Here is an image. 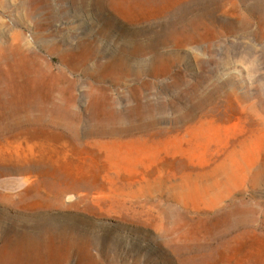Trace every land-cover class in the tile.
Masks as SVG:
<instances>
[{"label": "rangeland", "instance_id": "1", "mask_svg": "<svg viewBox=\"0 0 264 264\" xmlns=\"http://www.w3.org/2000/svg\"><path fill=\"white\" fill-rule=\"evenodd\" d=\"M154 2L0 0V264H264V0Z\"/></svg>", "mask_w": 264, "mask_h": 264}, {"label": "bare ground", "instance_id": "2", "mask_svg": "<svg viewBox=\"0 0 264 264\" xmlns=\"http://www.w3.org/2000/svg\"><path fill=\"white\" fill-rule=\"evenodd\" d=\"M106 1V0H105ZM161 2V0H159ZM173 0H168V3L172 2ZM142 4L148 3L151 4L154 2V0H141ZM155 3V2H154ZM163 3V0H162ZM191 3V2H190ZM165 4V3H164ZM101 6V5H100ZM165 6V5H164ZM108 7V5H107ZM137 7V6H136ZM185 7V6H184ZM180 9V8H179ZM113 12V11H112ZM180 14V13H179ZM170 16V15H169ZM2 99V98H1ZM7 99V98H6ZM6 101V100H5ZM9 102V101H8ZM4 108V107H3ZM29 110H25L22 114L17 113L16 114V107L13 104H9V114L5 115L0 113V127L4 126V121L10 117L12 120H14V124L18 122H28L31 120L32 116L28 113ZM15 133H9L10 136H13ZM2 134V137L9 136Z\"/></svg>", "mask_w": 264, "mask_h": 264}]
</instances>
